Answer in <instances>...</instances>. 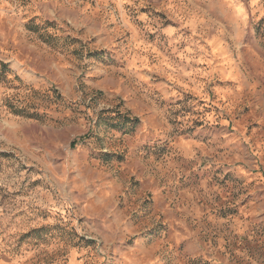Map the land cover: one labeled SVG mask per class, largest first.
I'll return each mask as SVG.
<instances>
[{
  "label": "rangeland",
  "instance_id": "1",
  "mask_svg": "<svg viewBox=\"0 0 264 264\" xmlns=\"http://www.w3.org/2000/svg\"><path fill=\"white\" fill-rule=\"evenodd\" d=\"M0 264H264V0H0Z\"/></svg>",
  "mask_w": 264,
  "mask_h": 264
}]
</instances>
